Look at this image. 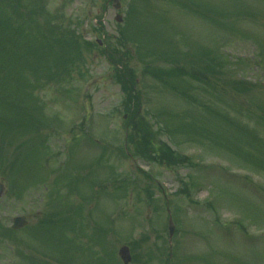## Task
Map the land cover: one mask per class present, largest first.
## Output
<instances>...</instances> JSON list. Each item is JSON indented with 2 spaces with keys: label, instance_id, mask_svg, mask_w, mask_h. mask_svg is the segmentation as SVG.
<instances>
[{
  "label": "rangeland",
  "instance_id": "1",
  "mask_svg": "<svg viewBox=\"0 0 264 264\" xmlns=\"http://www.w3.org/2000/svg\"><path fill=\"white\" fill-rule=\"evenodd\" d=\"M47 1L72 39L102 46L74 38L81 72L25 88L37 120L0 108V234L29 222L2 234L0 264H123L122 246L131 264H264V0ZM156 67L185 72L162 81ZM148 140L182 162L134 159Z\"/></svg>",
  "mask_w": 264,
  "mask_h": 264
},
{
  "label": "trees",
  "instance_id": "2",
  "mask_svg": "<svg viewBox=\"0 0 264 264\" xmlns=\"http://www.w3.org/2000/svg\"><path fill=\"white\" fill-rule=\"evenodd\" d=\"M47 2V0H0V108L3 112H19L18 110L25 112L22 119L25 122L29 115L37 120L42 113L40 105H38L40 110L36 108L39 98L34 95L27 97L25 88L42 93L55 83V85L61 84L62 76H66L65 80L70 82L74 77L73 74L77 71L81 72L83 66L79 65L81 62H75L72 57L78 42L74 38L82 39L81 36L77 34L73 39L71 38L69 21L62 14H53L51 18H47L50 15L47 16ZM173 3L186 6L185 4H192V0H173ZM81 41L83 42V39ZM84 44L88 50L98 46L89 42ZM109 57L114 58L113 55H108ZM165 69L156 67L147 69V72L162 81L167 75H184L185 72L182 68ZM133 72L134 69L128 68L127 65L123 74L118 72L117 76L127 97L131 96V92L136 93ZM191 76L201 81L200 77L193 74ZM26 99L29 102L33 101L30 107L27 106ZM1 116L6 120L11 119L6 115ZM147 147L155 153L153 157L148 154L149 158H160L169 163H176L177 159L173 161L166 156L175 155L171 150L168 149L167 154L157 153L149 140ZM147 147L143 148L146 155L149 150ZM137 149L141 154L139 147ZM178 160L182 162L181 158ZM55 242L58 244L57 241ZM65 242L63 241L62 245Z\"/></svg>",
  "mask_w": 264,
  "mask_h": 264
},
{
  "label": "water",
  "instance_id": "3",
  "mask_svg": "<svg viewBox=\"0 0 264 264\" xmlns=\"http://www.w3.org/2000/svg\"><path fill=\"white\" fill-rule=\"evenodd\" d=\"M114 2L116 3L115 8L120 9L121 6L119 3V0H114ZM117 20L121 21V17H118ZM3 193H4V186L0 183V198L2 197ZM26 225H27L26 219L23 217H20V218H16L14 220L13 228L14 229H21V228L25 227ZM174 230H175L174 223H173V220L171 219L170 220V235H171V237H173V235H174ZM120 256H121L124 264H130L131 263L132 257H131L130 250L128 247L121 248Z\"/></svg>",
  "mask_w": 264,
  "mask_h": 264
}]
</instances>
